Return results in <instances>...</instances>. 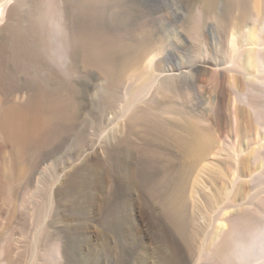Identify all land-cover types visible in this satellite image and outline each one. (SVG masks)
I'll return each instance as SVG.
<instances>
[{
  "label": "bare ground",
  "instance_id": "obj_1",
  "mask_svg": "<svg viewBox=\"0 0 264 264\" xmlns=\"http://www.w3.org/2000/svg\"><path fill=\"white\" fill-rule=\"evenodd\" d=\"M9 1L0 0V21ZM176 1L16 0L12 17L0 29V196L4 192L14 195L8 218L0 229V264H17L14 251L24 235L17 223L20 210L28 203L27 194L22 196L20 186H16L17 180L29 172L23 160L31 148L60 140L69 130L67 120H78L77 111L81 109L77 104L78 90L83 87L80 86L84 79L78 82L79 78L75 77L80 75L81 63L86 67L96 66L105 76H112V82L110 80L107 88L102 89L107 101H114L122 74L137 67L143 59L153 62L152 56L156 54H153L152 42L163 30L159 13L167 9L169 17L176 21L181 16V6ZM210 4L215 7L209 8ZM190 19L192 33L207 19L208 60L201 62L189 58L181 64L177 52L187 51L184 42L165 51L156 59L157 65H161L157 74L149 65L130 71L135 82L127 90L126 106L146 93L159 75L163 76L160 82L165 87V94L161 96L170 105L168 88L173 85L176 88V83L186 87L196 75L205 74L207 70L203 67H212L216 75L210 77L212 95L207 115L214 131L189 119L182 126L185 134L178 132L174 136L189 167L197 162L201 165V159L205 160L201 166L206 167L217 155H222L228 164L233 159L238 161L237 175L227 180L224 189L227 194L242 176H247L252 185H258L264 181V0H193ZM118 30L123 32L116 33ZM167 63L173 64L176 70L171 75H166ZM66 67L72 73L70 80L64 76ZM92 77L85 80L86 83L90 80L89 89L95 90L100 83ZM86 83L83 85L87 89ZM81 92L85 94L83 89ZM145 109V116L155 111ZM156 112L155 115L160 113ZM174 122L180 119L176 117ZM39 172L41 170L34 174ZM216 201L212 200L211 204L217 205ZM239 204L240 207L227 218L228 226L238 214H259L264 210V183L255 192L242 195ZM44 213L45 205L41 204L37 216L42 217ZM173 215V223L184 229L186 222L180 210H175ZM224 231L217 232L216 241ZM41 246L33 264H60L57 238L48 239L47 235ZM211 248L208 259L200 264H211Z\"/></svg>",
  "mask_w": 264,
  "mask_h": 264
},
{
  "label": "rangeland",
  "instance_id": "obj_2",
  "mask_svg": "<svg viewBox=\"0 0 264 264\" xmlns=\"http://www.w3.org/2000/svg\"><path fill=\"white\" fill-rule=\"evenodd\" d=\"M176 2L181 6V16L176 21L169 17L167 9L159 13L163 30L152 42L156 54L152 56L153 62L143 59V64L124 72L114 101H107L104 92L112 76H105L96 66L81 63L83 72L81 65L80 77H75L78 82L84 79L78 90V120H67L69 130L60 140L31 148L23 160L29 172L17 180L16 186H20L22 196L27 194L28 203L18 217L17 224L24 235L14 251L17 264H33L47 235L48 239H58L60 264H200L208 259L216 234L227 229V218L240 207L242 195L255 192L264 183L252 185L247 176H242L228 195L224 189L228 178L237 175L236 159L228 164L222 155H217L206 167L201 166L204 159L200 160L201 165L185 164L174 134H185L182 126L189 119L214 131L207 115L212 95L210 77L216 75L212 67H203L205 74L196 75L186 87L176 83V88H168L170 105L161 96L165 87L160 82L163 76L159 75L146 93L126 106L127 90L135 82L132 72L149 65L157 74L161 65L156 61L165 51L184 42L188 52H177L181 64L189 58L203 62L210 56L207 19L196 32H190L193 0ZM15 4L16 0L7 4L0 29L12 17ZM166 66V75L173 74V64ZM81 73L89 74L87 79L102 74L94 80L100 85L89 89L90 80L87 84ZM142 106L160 113L145 116ZM135 109H140L139 113ZM176 117L180 122H174ZM4 193L0 196V229L14 201L13 194ZM212 200L218 204H211ZM41 204L45 205V213L38 217ZM175 210H180L186 222L184 229L173 223Z\"/></svg>",
  "mask_w": 264,
  "mask_h": 264
},
{
  "label": "clouds",
  "instance_id": "obj_3",
  "mask_svg": "<svg viewBox=\"0 0 264 264\" xmlns=\"http://www.w3.org/2000/svg\"><path fill=\"white\" fill-rule=\"evenodd\" d=\"M215 7L210 4L209 8ZM66 79L72 73L64 70ZM247 89H245V92ZM211 264H264V210L238 214L211 248Z\"/></svg>",
  "mask_w": 264,
  "mask_h": 264
}]
</instances>
